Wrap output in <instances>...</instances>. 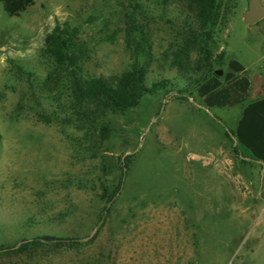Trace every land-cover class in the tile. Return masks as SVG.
<instances>
[{
  "label": "rangeland",
  "instance_id": "rangeland-1",
  "mask_svg": "<svg viewBox=\"0 0 264 264\" xmlns=\"http://www.w3.org/2000/svg\"><path fill=\"white\" fill-rule=\"evenodd\" d=\"M248 1L217 0L207 62L264 84V19L244 23ZM178 4L35 0L10 18L0 2V248L75 240L0 264H264V165L237 144L235 112L197 100L198 49L183 47ZM55 27L72 35L77 75L107 79L137 57L148 83L187 91L76 114L68 69L44 52Z\"/></svg>",
  "mask_w": 264,
  "mask_h": 264
},
{
  "label": "trees",
  "instance_id": "trees-1",
  "mask_svg": "<svg viewBox=\"0 0 264 264\" xmlns=\"http://www.w3.org/2000/svg\"><path fill=\"white\" fill-rule=\"evenodd\" d=\"M177 1H179V13L184 17L183 24H186V29L182 28L183 34H180L182 38L184 37L183 47L198 49L199 58L195 63L198 72H202V76L193 82L198 88L207 79V75L213 72L211 65H208L205 48L210 40L209 32L217 12V0ZM0 2L4 12L10 18L20 17L35 4V0H0ZM73 46L72 35L66 31L62 32L57 27L44 40V52L46 57L52 60V65L56 68L65 66L69 71L71 107L74 108L73 112L76 114L81 112L90 118L99 117L107 110L124 112L138 105L145 95L155 93L168 95L174 92L177 96L183 97L187 91L185 88L177 91L170 80L148 83L146 80V70L148 69L138 62L137 57H133V62L119 75L116 74L107 79L96 75L82 77L77 75L78 59L72 51ZM203 55L206 56L202 60L200 58ZM177 64L179 65L178 62ZM180 66L182 65L180 64ZM211 75H215L214 72ZM256 81L257 79L253 78L251 80L250 100L264 97V91H262L264 84H258ZM122 182L121 177L119 186L122 185ZM72 241L75 242L73 238L47 234L37 235L29 239H22L12 247H1L0 259L22 261L37 250L63 249Z\"/></svg>",
  "mask_w": 264,
  "mask_h": 264
},
{
  "label": "crops",
  "instance_id": "crops-1",
  "mask_svg": "<svg viewBox=\"0 0 264 264\" xmlns=\"http://www.w3.org/2000/svg\"><path fill=\"white\" fill-rule=\"evenodd\" d=\"M248 73L244 66L229 63L221 76H208L194 94L208 110H217L224 115L235 112L232 121L237 144L258 164L264 165V97L249 99L252 82ZM14 205L17 208V202ZM0 209L5 212L3 207ZM19 209L21 207L16 210ZM23 214L22 220L25 221L28 214Z\"/></svg>",
  "mask_w": 264,
  "mask_h": 264
},
{
  "label": "water",
  "instance_id": "water-1",
  "mask_svg": "<svg viewBox=\"0 0 264 264\" xmlns=\"http://www.w3.org/2000/svg\"><path fill=\"white\" fill-rule=\"evenodd\" d=\"M262 19H264V4H262L261 0H249L248 8L243 14L244 23L253 25ZM214 74L221 76L222 71L216 70Z\"/></svg>",
  "mask_w": 264,
  "mask_h": 264
},
{
  "label": "built area",
  "instance_id": "built-area-1",
  "mask_svg": "<svg viewBox=\"0 0 264 264\" xmlns=\"http://www.w3.org/2000/svg\"><path fill=\"white\" fill-rule=\"evenodd\" d=\"M228 264H233V263H232V261H231V262H229Z\"/></svg>",
  "mask_w": 264,
  "mask_h": 264
}]
</instances>
